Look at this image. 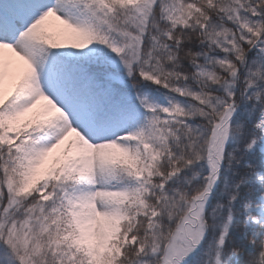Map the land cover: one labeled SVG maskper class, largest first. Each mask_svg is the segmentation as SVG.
<instances>
[{
    "label": "snow or ice",
    "instance_id": "obj_1",
    "mask_svg": "<svg viewBox=\"0 0 264 264\" xmlns=\"http://www.w3.org/2000/svg\"><path fill=\"white\" fill-rule=\"evenodd\" d=\"M0 264H264V0H0Z\"/></svg>",
    "mask_w": 264,
    "mask_h": 264
}]
</instances>
